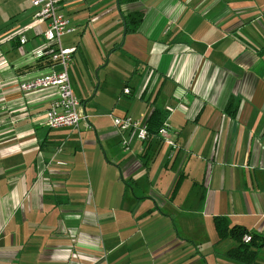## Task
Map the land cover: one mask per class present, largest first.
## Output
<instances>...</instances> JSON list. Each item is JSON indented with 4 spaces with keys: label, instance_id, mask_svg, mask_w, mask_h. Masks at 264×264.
I'll return each instance as SVG.
<instances>
[{
    "label": "crops",
    "instance_id": "1",
    "mask_svg": "<svg viewBox=\"0 0 264 264\" xmlns=\"http://www.w3.org/2000/svg\"><path fill=\"white\" fill-rule=\"evenodd\" d=\"M60 4L75 27L63 45L76 48L78 128L47 126L56 87H19L50 70L47 23L32 0H0V264H245L227 257L236 242L218 241L214 217L264 238V0ZM156 108L175 146L113 123ZM97 217L141 236L95 238ZM195 226L215 249L193 252Z\"/></svg>",
    "mask_w": 264,
    "mask_h": 264
},
{
    "label": "built area",
    "instance_id": "2",
    "mask_svg": "<svg viewBox=\"0 0 264 264\" xmlns=\"http://www.w3.org/2000/svg\"><path fill=\"white\" fill-rule=\"evenodd\" d=\"M61 0H32L35 9V16L44 20L47 27L44 37L47 41L45 48L39 51V56H48L52 60L49 72L35 79L19 84L24 91L34 90L43 87H56L57 97L54 98L46 111V124L49 128L57 129L63 127L78 128L82 119L87 116L80 111L81 102L76 96L70 78V64L75 47H65L63 37L72 34L75 27L71 24L69 16L62 10ZM21 42L26 41V37H21ZM130 90L125 88V92ZM113 123L121 133H134L139 140L145 141L149 137L148 126L140 119L130 114L123 116L113 115ZM168 124L165 121L159 130V135L168 143L175 146L169 138ZM126 148H129L128 141L123 140ZM251 235L245 234L243 241H251Z\"/></svg>",
    "mask_w": 264,
    "mask_h": 264
},
{
    "label": "trees",
    "instance_id": "3",
    "mask_svg": "<svg viewBox=\"0 0 264 264\" xmlns=\"http://www.w3.org/2000/svg\"><path fill=\"white\" fill-rule=\"evenodd\" d=\"M124 0H120L123 2ZM143 20V14L136 12L129 14L126 18L127 32L135 31ZM45 67L52 65V60L47 56L45 57ZM167 119V114L161 109H154L146 124L149 131V139L156 138L157 140L162 138L159 136V130L163 126ZM214 225L218 235V241H223L227 237H231L235 240L236 246L227 251V257L240 261L245 264H254L257 261L258 248L263 246V239L258 234L249 232L247 228L241 225L231 226L230 221L225 216L214 217ZM245 234L251 235V241L246 243L243 241Z\"/></svg>",
    "mask_w": 264,
    "mask_h": 264
},
{
    "label": "rangeland",
    "instance_id": "4",
    "mask_svg": "<svg viewBox=\"0 0 264 264\" xmlns=\"http://www.w3.org/2000/svg\"><path fill=\"white\" fill-rule=\"evenodd\" d=\"M66 36H68V35H66ZM66 36L63 37V41L66 38ZM81 213H82V217L80 220L81 236H82V238H87V236L85 234L87 232L91 231V229L88 227V224L90 223V225L93 226V223H92V221H89V219L87 218L86 212H81ZM100 217H101V215H100ZM107 223H108V221L104 222L103 219L101 220L97 217L96 229H95L96 230V232H95L96 237L95 238H123L129 234H131L133 238H139L141 236V233H140V231H138V228L136 226H134V227H128V226L127 227H125V226L124 227H118L115 225L106 226L105 224H107ZM212 230H213L212 232L215 233V229H214L213 225H212ZM131 232H133V233H131ZM89 233L93 234V232H89ZM203 233H205L206 235H204ZM194 235H195L194 238H192V241L194 242V244H193V252L194 253H196L197 250H201V251L206 250L208 247V240H210L209 247L212 248V250L217 247L216 246L217 244L215 242L212 243V241H213L212 239L214 238V236L207 235V228L206 227L195 226ZM90 237L94 238L93 235H91ZM215 237H217V234H215ZM210 257H213V256L210 254ZM209 261L211 262L214 260L210 258Z\"/></svg>",
    "mask_w": 264,
    "mask_h": 264
}]
</instances>
